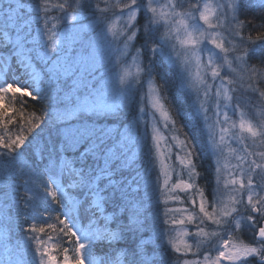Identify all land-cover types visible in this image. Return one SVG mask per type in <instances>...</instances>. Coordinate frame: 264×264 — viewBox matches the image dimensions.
Instances as JSON below:
<instances>
[{
	"label": "snow or ice",
	"instance_id": "6c2138e0",
	"mask_svg": "<svg viewBox=\"0 0 264 264\" xmlns=\"http://www.w3.org/2000/svg\"><path fill=\"white\" fill-rule=\"evenodd\" d=\"M242 6V0H62L54 6L51 0H0V264H250L249 258L264 264V226L254 243L232 235L242 221L253 226L256 221L253 215L233 218L246 187L247 205L264 221V196L252 178L256 169L264 173V151H249L244 143L246 133L254 146L257 140L264 144V111L257 112L259 123H254L239 96L233 103V93L241 90L257 93L264 103L259 86L264 67L251 65L250 50L243 47L264 41V33L245 40L246 25L238 18ZM53 7L61 13L58 18L50 14ZM255 7L264 14V0H256ZM81 10L90 15H80ZM141 11L145 22L139 25ZM141 32L144 42L136 46ZM157 61L176 70L177 103L192 98L179 126L161 95L168 81L166 73H155ZM145 76L148 89L133 116L129 105ZM17 94L19 124L11 116L17 109L6 103H15ZM25 97L39 102V115L25 114ZM146 102L153 110L150 119H145ZM230 111L238 113V121ZM109 116L117 123L110 124ZM198 119L207 138L195 153L197 145L189 144L187 132L181 139L180 132L185 127L194 132ZM10 124L18 131L10 132ZM162 129L172 133L183 153L176 154L179 170L168 163L172 149ZM26 142L35 159L21 151ZM201 154L215 158L211 205L195 184L200 175L195 157ZM254 156L260 162L249 163ZM221 185L226 195H220ZM193 188L200 197L198 212L186 207L156 211L161 201L183 204L177 193ZM161 216L170 228L160 227ZM21 219L31 223L18 239ZM186 222L196 226L194 232L182 227ZM206 222L215 228L206 230ZM66 237L75 240L72 254L61 246ZM214 239L215 256L206 252L202 260L178 261L168 256V247L181 256L195 255ZM98 242L107 245L102 255Z\"/></svg>",
	"mask_w": 264,
	"mask_h": 264
},
{
	"label": "trees",
	"instance_id": "16d2710c",
	"mask_svg": "<svg viewBox=\"0 0 264 264\" xmlns=\"http://www.w3.org/2000/svg\"><path fill=\"white\" fill-rule=\"evenodd\" d=\"M255 3H256V0H242L243 6L238 11V18L240 20L244 21L245 25H246L241 30L245 40H247L248 36H251L253 38V40H256V37L258 35L264 33V27H260V25L262 23H264V14H262L261 11L257 7H255ZM83 12H85V11L81 10V13H83ZM88 13H90V12H88ZM143 16H144V13H143V11H141V13L139 14L138 20H137V23L139 25H142L144 23V22H142ZM136 43H139V46L143 44V33L142 32L138 34L137 39H136ZM260 44H264V41H256L255 44H253L251 42H246L244 45L250 50L249 56L247 57L249 63L251 65H256L257 67H264V64L261 63V61L264 60V47H259ZM253 48H255L256 51H251V49H253ZM144 61H145V64H147V62H148L147 53H145ZM155 73H157V74L158 73H166L167 74V81L168 82H167V85L165 87L161 88V95L163 97H165L164 102L170 108L172 115L176 119L177 126L184 124L185 121L182 119V115H183L185 110L190 108V106L192 104V98L190 96H185L179 103H177L176 97H177V88H178L179 81L177 79L178 77H176L175 70L170 69L168 67L167 63H161V62L157 61ZM155 82H156L157 86H160L162 84V81L160 80L159 75L155 76ZM259 86H260V88L264 89V81H260ZM24 99L28 101V103L24 106L25 114L27 115L29 112L36 111L37 114L39 115V108H40L39 102L32 101L30 97H25ZM6 103H8L9 107H15L17 109L16 112L11 113V116L15 117L17 120V123L19 124L21 122L20 117L18 115L19 111L21 110L20 104H19V94H17V98H16L15 103H13L11 99H8L6 101ZM261 104H262V107H264V103L261 102ZM177 110L181 111V116L176 115ZM10 118L11 117H8L6 119H10ZM108 122L110 124H112V121H108ZM116 123H114V124H116ZM196 125L197 126H196L194 132L190 131L187 127H185L183 129H181L180 135L184 139L183 133L187 132L190 145H192V144L197 145V147L194 149V152L199 153L201 151L200 146L206 142L207 133H206V130L204 129L202 121H200L198 119L196 121ZM25 127H27V125H25ZM8 130L10 132H13V133L17 132L18 131L17 125L16 124H10L8 126ZM36 131L38 132L39 129H37ZM3 132H4V129L0 128V134H3ZM32 135H35V133H33ZM31 138L32 137L29 136V140H31ZM21 151H26V156H28L31 159H35V156L32 153V150L28 149V147H27V142L25 144V149H21ZM195 161H196L197 170L200 173L199 177L196 178V180H195V184L197 185L198 188H202L204 190L205 198L210 199L213 195L212 193H213L214 186L216 183L214 157L211 154H208V155L201 154V155L195 157ZM168 163L173 165L174 167H176L177 170H179V164H178V161L176 160V154L175 153H173L171 155V159L168 161ZM186 178H187V176L185 175V179ZM175 180H176V177H175V175H173V182H175ZM193 189H194V192L197 190V188H193ZM192 190H191V193L189 196H187V194L183 193V192L177 193L183 199V201H184L183 204L185 206H190L191 200L194 199L193 195H192V193H193ZM20 192H21V195H23L24 189L22 187L20 189ZM171 203H174L172 205L174 207L181 205V203L178 201H175V202L169 201V203L167 205H165L161 201L158 203L156 211L158 213L162 214L166 208H171ZM51 206H52V208L59 210L57 205L52 204ZM20 207L23 208V204H21ZM247 213H248V211L246 212V214ZM173 214L174 213H170V215H173ZM250 215H253L256 217V221H255L254 226L252 225L249 228L244 227L245 224H247V221H243L244 225H241V228L239 230L233 229L232 235L234 237L236 236L238 238H242L245 242L254 243L255 242L254 237L257 234L258 228L260 227V224L264 221H262L260 219L259 213L257 215H255L254 213H252V211H250ZM61 218L63 219V217H61ZM163 219H164V217L161 216V219L159 221H157V223L160 225V227L167 229L168 225L163 224ZM20 222L23 224V229H21L17 233L18 239H22L27 234L25 232V230L29 227L31 220L25 222L21 219ZM53 235L55 236L54 233H53ZM69 240L71 241V243L68 242ZM74 245H75V240H74V238H71V237H66V238H64L63 241H61L62 247H68L69 248V250H70L69 254H72L71 249H72V247H74ZM101 249H103L104 251L107 250L106 242L104 244H100L98 242V244L96 246V251H97L98 255H100L102 253ZM2 254H3L2 249H0V255H2ZM172 254H174V252L173 251L169 252V247H168L169 258H172V260H175V257H173ZM249 261H250V264H256L255 258H249Z\"/></svg>",
	"mask_w": 264,
	"mask_h": 264
},
{
	"label": "rangeland",
	"instance_id": "374dc122",
	"mask_svg": "<svg viewBox=\"0 0 264 264\" xmlns=\"http://www.w3.org/2000/svg\"><path fill=\"white\" fill-rule=\"evenodd\" d=\"M51 2L53 4V6H54L55 4H57L59 2H62V0H51ZM190 2L191 3H196V0H190ZM202 2H203V0H201V3ZM101 6L103 7V3H101ZM225 11H228L229 12V16L231 15L230 10L225 9ZM50 14L53 17H57V18L61 15V13H59L55 9V7H53V10H52V12ZM79 14L82 15V16H88V15H90V13H88L87 11H85L83 13H81V11H80ZM109 15H110V13H109ZM138 17H139V15H138ZM142 22H145V17L144 16H143ZM220 30L221 31H224L223 29H220ZM224 35L225 36H228V33L227 32H224ZM228 38L229 39H232L231 36H228ZM235 39H236V42L237 43H240L239 37H237ZM225 43H226V46H227V41ZM135 45L136 46H139V43H136V41H135ZM207 46L208 47H212L211 45H207ZM243 47H246V46L243 45ZM217 51H219V50H217ZM131 55H132V53L129 54V62H130ZM225 71H226V69L221 72V75L222 76L225 74ZM175 74H176V70H175ZM176 77H177V74H176ZM146 80H147V77L146 76L142 78V83L138 86V90H137L135 96L133 97L134 103H131L129 105V112L133 116H135L137 114V112H138V101H139V98L141 96H143L147 92V89H148L147 83L146 82H143V81H146ZM29 90H31V89H29ZM33 95H35V93H33ZM233 96H234L233 103L236 102L235 101V97L236 96H239L241 98L240 99V107L245 111L246 116L248 118L252 119L254 123H259V119L260 118L257 116V112L258 111H264V107H262V104L260 102L261 99L259 98L258 94L257 93L250 92V91H247L246 92V91L241 90V91H238L236 93H233ZM145 111L149 113V115L146 116L145 119H150V116H151L153 110L150 109V107L148 106L147 102L145 103ZM210 111H211V109H210ZM229 115L231 116V118L233 120L238 121V119H239L238 113H233V112L230 111L229 112ZM157 116H158V113H157ZM252 116H253V118H252ZM108 121H112V124H114V123L117 122L115 120V118L112 117V116H109L108 117ZM149 131H150V129H149ZM162 131L164 132V135L165 136L169 137V139L167 140V143L169 144V146H171V149H172L171 155L173 153H175V154L179 153V154L183 155V153L181 152L180 148L176 145V143L170 139L172 133L169 132V131H165L163 129H162ZM180 138L183 139L181 137V135H180ZM148 143H149V145L151 144V140L150 139H149ZM163 143L164 142H162V145H163ZM244 143L248 146L249 151H252V152L264 151V144H261L259 142V140H257V142H256V144L254 146L252 140L247 137V134L246 133H245V141H244ZM231 146L234 147V148H237L238 151L240 152V154H243V150H242L241 146L239 145V143L233 142ZM253 158L256 159L257 162H260V158L254 156V157L249 158V163H250V160L253 159ZM231 163L232 164H236L237 161L235 159H232L231 160ZM244 167L247 168L248 167V164H245ZM233 171L234 172H237V174H238V170L237 169H233ZM224 175H226V174H222V177H221L222 179L224 178ZM252 178H253V183L256 186V191L259 193L260 196H264V188L261 187V185H264V173H262L260 169H256L255 170V173L253 174V177ZM245 183H247V175L245 176ZM216 188H217V184L215 183L214 190H213V193H212L213 194L212 197L210 199H206V201L208 202L209 205H211L212 203L215 202V189ZM192 192H193L192 193L193 198L196 199V201H197V204L195 206H193L192 204H191L192 206L191 205L190 206H185L184 204H181V205H179L177 207H174V206H172L174 203H171V208L174 209V208L186 207L189 210H196L198 212V205H199L200 197L198 195L197 190L194 192V189H193ZM183 193H185V192H183ZM190 193H191V191L188 192V193H186L187 196H189ZM220 195H222V196L223 195H226V192L223 189V186L222 185H221ZM247 195H248V189L246 187L240 193V196L242 197L241 203L239 205H237L238 212L233 214V218H239V216H241V215H244V216L250 215L251 208H250V206L247 205ZM254 199H255V197H254ZM246 208H247V211H248L247 214H246L247 211L245 212V209ZM209 210H211V207L210 206H209ZM173 215L176 216V218H179V216L181 214L180 213H174ZM241 225H244L243 221H242V224ZM252 225H253L252 222H248L247 221V224H245L244 227L249 228ZM170 227H171V225H168V228H170ZM177 227H181V226H177ZM182 227L187 228L190 232H194L196 226L195 225H192V224H188L186 222L185 225L182 226ZM202 227H205L206 230H213L215 228V225L211 224V222H206L205 225H202ZM187 239L189 241L195 243V238L193 236H189ZM216 242L217 241L214 239L212 241V244L211 245H206V246L202 247L201 248V251L199 253H196L195 255L189 253L187 256H181L180 254H177V253L174 252V254H172V256L175 257V260H177V261L178 260H182V259H190V260H192V259H197V258H200L202 260L203 255L206 252H210V253H212L213 256H215L216 255V250H215L214 245L216 244ZM170 251H172V249L169 247V252ZM170 260H172V258H170ZM222 264H227V262L222 261Z\"/></svg>",
	"mask_w": 264,
	"mask_h": 264
},
{
	"label": "water",
	"instance_id": "95a60500",
	"mask_svg": "<svg viewBox=\"0 0 264 264\" xmlns=\"http://www.w3.org/2000/svg\"><path fill=\"white\" fill-rule=\"evenodd\" d=\"M262 226H264V223L262 224Z\"/></svg>",
	"mask_w": 264,
	"mask_h": 264
}]
</instances>
